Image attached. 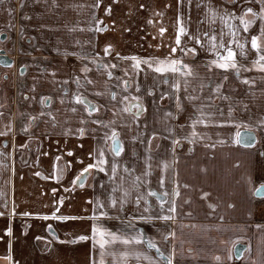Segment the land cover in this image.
Segmentation results:
<instances>
[{"label": "crops", "instance_id": "crops-1", "mask_svg": "<svg viewBox=\"0 0 264 264\" xmlns=\"http://www.w3.org/2000/svg\"><path fill=\"white\" fill-rule=\"evenodd\" d=\"M11 1L0 2V34L13 27V17L21 11L19 21L27 35L26 42L30 39L34 51L48 57L43 64L37 57H24L19 61L21 66H27L26 74L18 79L19 87L23 85V88H14L8 102L3 100L0 89V133H4L0 135V213H3L0 215V264H9L4 259L8 255H11L12 264H92L93 259L98 261L99 246L93 249L91 239L93 220L90 217L94 214V204L89 202L98 198L105 203V208L97 210V224L112 231H132L126 229L122 221L130 219L132 214L142 213L143 202L139 209L133 204L127 205L124 213L108 207L111 183L106 173L96 169L84 174L83 187L80 181L72 183L81 169L91 162L88 153L98 143H103L99 138L108 131L89 122L83 137L74 134L83 126L80 118L87 117L83 106L72 100L73 93L77 92L75 78H80V93L104 106L93 113V118L107 121L112 119L113 107H120L119 100L125 94L117 79H129L124 75L125 69L131 81L140 85V91L136 92L135 83H132L129 92L141 97L144 110L138 123H132L128 114L117 117L116 127L123 148L121 155L116 157L121 165L118 171L122 172L126 165L141 174L150 156L151 175L142 177L146 183L141 184L139 192L151 205V215L173 217L150 222L137 220L135 230L142 231L146 239H155L166 256L174 247V264H264V194L256 191L264 185V126L258 123L264 119V71L252 64L256 53L251 48L250 36L245 45L246 56L240 55L235 44L231 45L237 53L238 64L242 65L239 74L215 66L209 69L206 65L215 57L206 51L210 42L204 36L205 32L209 36L217 34L219 40L223 30V39H230L219 15L215 23L211 22L208 8L218 13L228 9L240 14L243 7H252L258 12L259 4L255 0L248 3L242 0L236 3L225 0H191L190 3L189 0H100L99 7H94L97 0H20L17 14V7ZM41 8L61 15L62 18H58L61 25L44 22ZM108 8L110 12H106ZM178 16L189 34L200 37L204 47L186 35L181 36V47L197 49L195 56L179 50L175 56L192 66L194 75L188 78V94L197 95L199 99L191 102L184 99L182 90L184 110L176 116L172 74H167L168 84L163 82L161 74L151 70L136 75L131 68L134 62L117 57V53L120 57L163 58L170 51L169 46L175 43ZM247 18L252 19L251 16ZM229 23L239 25L238 20ZM260 23L257 17L249 29L252 35L258 34ZM161 27L165 29L163 34L159 31ZM97 28L102 30L96 31ZM245 35L241 26L238 38L242 43ZM107 45L112 47L106 56L103 50ZM34 62L39 66H33ZM97 62L116 67L97 70ZM84 66L90 69L87 74L81 71ZM108 71L113 72V78L107 77ZM85 75L94 84H87ZM244 80L251 83H244ZM201 82L205 85L202 92ZM217 84L221 85L218 93L214 91ZM106 88L117 93V101L109 99ZM96 90L105 95H93ZM165 92L169 95L161 99ZM41 97H50V106L42 104ZM62 97L64 103H61ZM200 104L211 105L204 108L210 113L205 117L208 123L197 125L199 135L193 143L180 139L179 144L173 145V139L190 134L189 117L197 114L193 105ZM73 106L78 109L76 113L69 110ZM229 107L232 108L231 116ZM42 111L55 115V127L50 117L39 115ZM166 112L174 116L166 117ZM30 116L37 119L30 121ZM169 128L173 129L171 133L167 131ZM66 129H71L67 135L64 134ZM110 144L109 140V147L105 149L108 160L113 158ZM69 151L73 155H68ZM77 158L84 163H79ZM67 162H71L70 166ZM176 191L178 196L174 194ZM149 192L156 195H149ZM136 194L133 192V197ZM173 202L175 212H169ZM209 204L214 208H209ZM105 210L112 218L99 216V211ZM26 212L30 215H23ZM53 213L69 219H55ZM117 215L120 219L115 218ZM45 216L48 219H44ZM9 227L11 236L6 231ZM170 232L174 236L165 241L163 237ZM80 235H88L90 239L79 241L76 238ZM239 244L245 249L236 260L233 248ZM135 247L148 251L143 244ZM111 250L122 251L123 246L116 244ZM149 254L155 256V250ZM105 259L111 264L110 256ZM130 264L136 261L130 260Z\"/></svg>", "mask_w": 264, "mask_h": 264}, {"label": "snow or ice", "instance_id": "snow-or-ice-1", "mask_svg": "<svg viewBox=\"0 0 264 264\" xmlns=\"http://www.w3.org/2000/svg\"><path fill=\"white\" fill-rule=\"evenodd\" d=\"M2 2V0H0ZM191 0H189V3ZM227 3H236V0H225ZM249 0H242V3H248ZM257 4H259V11L257 12L252 7H243L240 14H237L235 11H229L228 9H225L223 13H218L216 9L214 8H208L207 11L211 13L212 16V23H215L216 17L219 15V18L224 23V26L228 29V35L230 39L228 41H225L223 37L225 36L224 31L222 30L219 33L220 39H217V34H213L211 36L208 35L207 32L204 33V36L208 39L210 42V46L206 49V51L213 53L214 57L210 60V62L206 65L209 69H211L213 66L219 69L223 70H234L237 74L240 72V68L242 65H239L236 56L237 53L234 50V48L231 46L233 44L236 45V47L240 51L241 56H246L245 51V45L248 42V36H250V43L251 48L255 50L256 53V59L252 61V64L255 68L264 71V0H255ZM100 0H97L96 5L94 7H99ZM141 7H144L141 5ZM106 12H110V8L106 9ZM9 14L11 15V10H9ZM251 16L252 19H248L247 17ZM259 18L260 20V27L259 32L256 35H252L249 32L250 27L255 23V19ZM230 20H238L239 25H233L230 24ZM151 23V21H149ZM177 24L178 28L175 35V43L174 45H170V51L166 56L163 58L156 57V56H149V57H139V56H131V57H120V54L117 53V57L121 59H130L134 63L131 65V68L133 69V72L136 75H139L140 72H147L148 70H151L157 74H161L163 78V82L165 84L169 83L170 77L167 74H172L171 79V88L174 90V99H175V107L177 109L176 116H178L180 113L183 112V102L180 96V92L183 90L185 93L184 99L188 101H195L199 99V96L188 94V88L190 86V80L189 77H192L194 75L192 71V66L188 63L184 62L182 58H177L175 56V53L179 50L183 54L191 53L193 56L196 55L197 49L195 47H181V36L186 35L190 40L195 41V44L199 45L201 48L204 47V42L200 39L199 36L191 35L188 33V30L183 26V24L180 21L179 16L177 17ZM242 26V32L247 34L244 36V42L242 43L240 41L239 33L241 31ZM102 29L97 28L96 31H101ZM106 30V29H104ZM160 33L163 34L165 32V29L161 27L159 29ZM79 43V41H77ZM112 46L107 45L104 48V55H109V50ZM67 55V53H66ZM7 65V61L4 62ZM145 67H141V66ZM101 67L103 68H115V64L109 65L108 63H100L97 62V70H99ZM81 71L85 74H87L90 69L87 66H84ZM55 75V73H53ZM113 72L108 71L107 77L109 79L113 78ZM124 75L129 76V79H122L117 78L120 80V83L123 85V94L119 100L120 107L116 108L113 107L112 109V119L110 120H102L99 118H93V113H98L101 109V107H104L103 105H98L96 103H93V101L89 100L87 96L83 95L79 92V88L82 87L80 78H75V84L77 86V92L73 93L72 100L75 102L76 105L83 106V110L87 113V117H81L80 118V124L83 125L75 130L74 134H78L80 137H83L86 134V125L91 122L93 124L99 125L103 129H108V131H105L103 136L99 139L103 141V143H98L97 146L88 153V156L90 158L89 163H87L80 171V173L76 176L75 180L72 181L73 184L76 183V181H80V186L83 187V182L86 179V176L84 174L89 173L90 170L96 169L99 172H104L108 175V179L111 183V189L108 193L107 201H108V207H111L114 209L117 213H124L126 210L127 205L133 204L136 208L142 207L143 202V212L140 214H132L130 219L126 221H122V224H124V227L126 229H131L132 231H124V230H117L112 231L110 229H107L99 224H97L95 221L97 220V210L98 209H104L105 203L101 201L99 198L93 202L89 201L90 203L94 204L93 207V216L90 217L93 220V224L91 226V239L93 241V249L96 248V246H99V260L96 259L92 260V264H107L106 257L110 256L111 264H130V260H135L136 264H141V262H145V264H174V259L176 255V250L173 247L172 250L169 252V254L166 256L163 251H161V248L158 246L157 242L153 238H145L142 231H136L135 230V221H146L150 222L154 219H160V220H170L173 219L170 215H159V216H153L151 215V205L149 204L147 198L140 194L139 190L142 183H146L145 180H142V177H148L151 175V164L148 163L150 161L151 157H147L145 161V170L141 174L135 173V168H129L126 165L122 167V172L118 171V169L121 168V165L116 160V157H119L121 155V152L123 151L122 148V142L120 140V133L118 131V128L116 127L117 124V117L121 114H128L131 117L132 123H138L139 117L141 115V112L144 110L142 104L140 103L141 97L139 95H133L131 92H129V88L132 86V83H135L136 92L140 91V85L136 83L135 81H131L130 74L127 71V69L124 70ZM227 79V76L224 77ZM85 80L87 84H94V81L89 79L85 75ZM131 81V82H130ZM244 83H251V81L244 80ZM67 83V81H65ZM119 86V85H117ZM205 85L203 82L200 83L199 88L202 92ZM221 88L220 84L216 85V88L214 89L215 92H219ZM195 91V90H194ZM105 92L108 93V97L111 101L115 102L117 101V93L115 91H111L109 88L105 89ZM105 92L96 90L92 94L95 96L103 97L105 95ZM149 94H151V89H149ZM168 93H163L161 95V99L168 96ZM65 96H67V89H65ZM225 99L227 97H224ZM209 100L212 99V97H208ZM51 98L50 97H41V103L45 104L46 106H50ZM64 98H61V103H64ZM196 109V115L193 117H189L190 120V127L191 132L187 136L183 137H177L172 140L173 145L179 144L180 139H185L189 143L194 142V138H196L199 133L196 131V127L199 124L206 125L208 123L206 116L210 115V113H206L204 111L205 107H211V105H193ZM72 113H76L78 109L73 106L71 109H69ZM232 108L229 107V116H231ZM40 116L47 115L51 118L52 126H56V117L52 112H40ZM165 116H174L171 112H166ZM37 119L36 116H30L29 120H35ZM232 122V121H228ZM260 125L264 126V119L260 120L258 122ZM121 126H124L121 124ZM130 126V125H129ZM179 127L183 128L184 125H180ZM27 130V129H25ZM95 131V129L93 130ZM169 133L173 131V129L169 128L167 129ZM71 132V129L65 130V135L69 134ZM4 133H0V135H3ZM156 133H153V136H155ZM94 139H97L96 137H93ZM133 140L136 139V137L132 138ZM111 141L110 144V151L112 153L113 158L111 160H108L107 152L105 151L106 147L108 146V141ZM239 142V141H237ZM151 144V141L149 140V145ZM214 147V145H213ZM68 155H73L71 151L68 152ZM59 159V157H57ZM78 162L83 164L84 161L77 158ZM70 166L71 162H67ZM168 165L165 162L164 168L167 169ZM37 175H40V173H37ZM161 185H163V177H161L160 180ZM127 184V186H126ZM55 191V190H53ZM257 194H264V185H261L257 190ZM133 192L137 193L133 197ZM175 195H179V192L176 191L174 193ZM149 195H156V193L149 192ZM167 195V193H166ZM205 196L208 194L205 193ZM60 203H63V200L61 199ZM209 208H214V205L209 204ZM161 209H163V201H161ZM169 212H175V204L173 202V206L168 209ZM147 213V215H145ZM0 215H3V213H0ZM23 215H30L29 213H23ZM100 217H107L112 218L108 211H99ZM53 218L59 219V220H67L69 217L67 216H56L55 213H53ZM73 219H76L77 217H72ZM81 219L83 217H80ZM115 218L120 219L119 215H117ZM44 219H48L47 216L44 217ZM7 234L11 236V228L9 227L7 230ZM170 236H174V233H168L163 237L165 241L169 239ZM39 239V237H38ZM79 241H87L90 239L88 235H80L76 238ZM75 242V241H72ZM119 244L123 246L122 251L118 250H111L112 246ZM146 245V248L148 251H141L135 246L138 245ZM107 246V247H106ZM155 250V256L150 255L149 252L151 250ZM4 259H7L9 261V264H12V258L11 255H8L7 257H4ZM217 260L220 259V257H216Z\"/></svg>", "mask_w": 264, "mask_h": 264}, {"label": "rangeland", "instance_id": "rangeland-1", "mask_svg": "<svg viewBox=\"0 0 264 264\" xmlns=\"http://www.w3.org/2000/svg\"><path fill=\"white\" fill-rule=\"evenodd\" d=\"M11 2L13 3V6L17 7V8H15V10L17 11V14H18V11H19L18 7L20 6L19 5L20 1L19 0H12ZM41 9H42V10H40L41 18L46 23L51 21L52 24H58L60 21L59 19L62 18L61 15L57 16L53 12L46 11L43 8H41ZM20 13H21V11H20ZM19 14L17 16L13 17V27L11 29L5 31V32H9L11 41H8L7 43H4V44L0 43V51L3 50L8 55H10L11 57L17 58V62H15L16 65L13 68L6 70V69L0 67V84H2L0 86V89H1V92H3V89L5 87L7 89L9 88L8 89V90H10L8 92L9 97H10V95H12L14 88H19V89L23 88L22 87L23 85L19 87V83H18V79L19 80L21 79V77L18 76V74H17V68L19 66H21L19 61L21 59H23L24 57L29 58V59H32V57H37L39 60H42L41 62L43 64L45 60L47 61V57H48V55H45V54L41 53L40 51L39 52L34 51L29 45H28L29 47L25 48V46H27V42H26L27 35L25 32H23V28L21 27V24L19 21ZM71 18H72V16H71ZM72 19H74V18H72ZM60 25H61V22L59 23L58 27ZM20 43L24 44V46H23L24 48L22 46H19ZM23 66H25L27 68L26 65H23ZM33 66L38 67L39 64L37 62H34ZM4 76H7V79ZM20 83H22V82H20ZM4 94L6 97V93H4ZM3 97H4V95H3Z\"/></svg>", "mask_w": 264, "mask_h": 264}, {"label": "flooded vegetation", "instance_id": "flooded-vegetation-1", "mask_svg": "<svg viewBox=\"0 0 264 264\" xmlns=\"http://www.w3.org/2000/svg\"><path fill=\"white\" fill-rule=\"evenodd\" d=\"M20 1V0H19ZM18 4V3H17ZM22 33V32H21ZM3 37V38H2ZM8 41H11L10 40V34H9V32H3V33H1L0 34V43L1 44H4V43H7ZM32 42H31V40L29 39L28 40V42H27V46L26 47H31L32 49H33V47H32ZM29 45V46H28ZM34 50V49H33ZM1 52V51H0ZM2 52H3V54L7 57V58H9L11 61H12V64H11V66L10 67H8V68H4V69H6V70H8V69H11V68H13L15 65H16V63L15 62H17V58H14V57H11L10 55H8L5 51H3L2 50ZM1 67V66H0ZM3 68V67H2ZM17 74H18V76H20V77H23L25 74H26V67L25 66H19L18 68H17ZM6 79H7V76H4ZM4 79V78H3ZM0 85H2V84H0ZM3 87V86H2ZM9 89V88H8ZM6 87L3 89V95H4V97H3V100L5 101V102H8V92L10 91V90H8ZM4 93H6V97H5V94Z\"/></svg>", "mask_w": 264, "mask_h": 264}, {"label": "water", "instance_id": "water-1", "mask_svg": "<svg viewBox=\"0 0 264 264\" xmlns=\"http://www.w3.org/2000/svg\"><path fill=\"white\" fill-rule=\"evenodd\" d=\"M3 38V37H2ZM5 61H7V65L4 63ZM11 64H12V61L9 59V58H7L4 54H3V52L1 51L0 52V66L1 67H3V68H8V67H10L11 66ZM251 141H250V144H252V138L250 139ZM244 249H245V246L244 245H236L234 248H233V256H234V258L236 259V260H239L240 258H241V256H242V253H243V251H244Z\"/></svg>", "mask_w": 264, "mask_h": 264}]
</instances>
